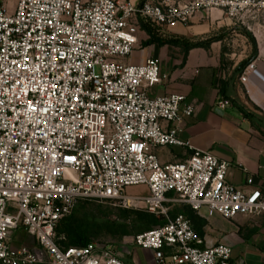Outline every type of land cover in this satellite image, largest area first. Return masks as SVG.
<instances>
[{"label": "built area", "instance_id": "obj_1", "mask_svg": "<svg viewBox=\"0 0 264 264\" xmlns=\"http://www.w3.org/2000/svg\"><path fill=\"white\" fill-rule=\"evenodd\" d=\"M214 11L249 25L264 21V0H0V264H128L111 246L58 245L61 220L82 202L165 217L133 237L156 264H231L230 246H206L186 216L170 213L184 205L210 218L259 217L264 190L253 178L251 190L232 184L231 163L180 139L196 107L182 95H150L169 81L158 59L126 62L142 23L170 30ZM167 146L192 153L164 165L154 149ZM134 187L148 194L128 195ZM21 229L39 251L12 245Z\"/></svg>", "mask_w": 264, "mask_h": 264}, {"label": "crops", "instance_id": "obj_2", "mask_svg": "<svg viewBox=\"0 0 264 264\" xmlns=\"http://www.w3.org/2000/svg\"><path fill=\"white\" fill-rule=\"evenodd\" d=\"M176 1L186 3L190 0ZM159 31L158 36L164 40H212V43L208 49L190 50L184 62L182 45L147 44L150 37L142 30L138 47L128 63L142 65L148 59H158L169 81L152 87L150 95H182L196 107L193 117H184L180 139L190 142L194 149L208 151L231 163L229 181L232 184L251 190L247 181L253 178L254 187L264 190V21L234 25L222 11H214L212 15L198 14L188 25ZM245 31L256 40L258 56L252 61L256 62L254 72L242 83L243 70L239 69L253 56V43ZM224 100L229 101L230 106L219 109L217 104ZM240 105L257 115L260 122L255 121L253 125L240 110ZM154 153L167 165L186 160L192 150L167 146L156 147ZM199 216L207 222L203 238L206 246L224 243L232 251L240 248L262 253L257 264H264V215L226 220L219 215L210 218L203 211ZM231 264L246 263L232 256Z\"/></svg>", "mask_w": 264, "mask_h": 264}, {"label": "trees", "instance_id": "obj_3", "mask_svg": "<svg viewBox=\"0 0 264 264\" xmlns=\"http://www.w3.org/2000/svg\"><path fill=\"white\" fill-rule=\"evenodd\" d=\"M141 27L142 30L150 37L147 44H158L160 46L182 45L185 54L184 62L190 50L200 47L208 49L212 43V40H208L207 42H191L186 39H184V41L164 40L158 36V32H160L159 29L153 27L151 24L144 22L141 24ZM244 34L251 38L253 43V56L248 62L242 64L239 71L244 70L245 67L254 61L258 56V46L256 40L248 32L245 31ZM239 108L244 116L249 119L253 125L256 124L255 121L260 122L257 115L241 105ZM179 214H183L190 220L194 231L200 238L205 237L204 228L207 225L205 219L201 218L197 212L191 209V207L184 205L174 208V210L170 213L171 218H174ZM118 217L122 221L106 222L104 224L92 223L88 218L82 217L76 211V213H72L70 216L61 220L57 229V243L63 249H68L70 247H87L93 243V239L98 235L100 230L107 231L115 236L124 238L127 236H138L150 232L155 228L165 226L168 223L167 219L162 216L121 208H119Z\"/></svg>", "mask_w": 264, "mask_h": 264}, {"label": "rangeland", "instance_id": "obj_4", "mask_svg": "<svg viewBox=\"0 0 264 264\" xmlns=\"http://www.w3.org/2000/svg\"><path fill=\"white\" fill-rule=\"evenodd\" d=\"M15 1L7 0L11 7L15 5ZM228 34L231 33L229 32ZM126 62L128 63V60ZM127 193L128 195H147L148 190L144 187H134L128 189ZM76 211L82 217L88 218L92 223L104 224L106 222L122 221L118 217L119 207L109 202H82L76 206L73 213H76ZM203 211L206 210L204 209ZM216 230L219 232L220 229L216 228ZM133 237L135 235L121 238L107 231L100 230L98 235L93 239V243H97L102 247L111 246L118 257L128 264H156L154 253L136 246L133 243ZM12 245L14 247L25 246L35 251L40 250L39 244L24 229L19 230L12 236ZM233 256L242 258L246 264H257L262 253L248 252L238 248L233 251Z\"/></svg>", "mask_w": 264, "mask_h": 264}]
</instances>
